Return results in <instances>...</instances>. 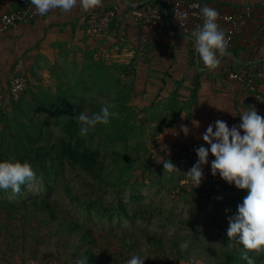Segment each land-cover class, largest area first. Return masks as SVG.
I'll return each instance as SVG.
<instances>
[{
    "label": "trees",
    "instance_id": "trees-1",
    "mask_svg": "<svg viewBox=\"0 0 264 264\" xmlns=\"http://www.w3.org/2000/svg\"><path fill=\"white\" fill-rule=\"evenodd\" d=\"M117 24L118 14L107 30ZM114 33L113 47L126 49L121 34ZM135 62L105 66L93 61L74 76L75 82L59 84L55 92L30 89L28 80L22 98L0 108V159L31 167L36 183L46 189L37 195L27 187L15 203L10 190L0 189V264L17 259L21 264H77L82 259L87 264H126L133 255L144 258V264L190 263L193 255L201 264H246L243 246L227 235L229 224L218 232L201 229V213L214 207L187 187L191 181L184 172L194 164L182 166L180 155L171 160L177 168L165 172L154 151L164 129L185 112L190 118L201 74L187 99L180 92L184 80L166 102L141 108L134 100ZM256 66L236 63L230 69ZM108 104L115 105L111 110L116 113L110 123L81 135L77 114L86 110L91 116ZM58 190L69 204L51 198ZM195 214L199 218L191 220ZM122 218L127 228L108 232L105 222ZM185 241L189 247L182 250ZM248 255L264 264V251Z\"/></svg>",
    "mask_w": 264,
    "mask_h": 264
},
{
    "label": "crops",
    "instance_id": "crops-1",
    "mask_svg": "<svg viewBox=\"0 0 264 264\" xmlns=\"http://www.w3.org/2000/svg\"><path fill=\"white\" fill-rule=\"evenodd\" d=\"M263 2L210 0L213 7L228 13H235L247 5L253 6L256 11V17L224 59L225 64L220 63L214 70L206 69L198 59L194 38H187L170 25L161 34L162 41L157 46H152L144 55L132 54L129 47L137 48L141 21L147 14L146 6L132 0H99L93 9H78L70 17L51 13L40 15L34 22L20 23L7 32H0V89L8 90L18 74L28 78L30 89L42 87L45 79V86L51 85L60 74L68 72L66 68L76 72L79 59H82L83 67H91L93 61L107 66L136 61L134 100L137 106L144 108L155 102H166L177 88V83L184 80L180 92L182 100L187 99L196 76L201 74L198 100L191 109L190 118L188 112L180 115L176 124L164 129L155 143L157 156L164 160L177 159L191 144L208 147L202 134L210 124L223 120L228 125L232 122L238 125L242 122L240 115L252 107L253 101L247 96L249 90L246 86L230 80L224 71L236 63L251 66L264 62V38H255ZM28 6H33L30 0H13L10 4L7 0H0V21L5 13ZM110 10H116L118 14L117 28L93 36L89 31V18ZM114 32L121 34L120 41L124 39L129 47L122 51L115 49L113 43L117 41V34L114 35ZM72 73L71 81L75 82ZM259 88L264 93V84H259ZM260 115L264 117V102ZM194 121L199 122V127ZM182 125L189 127V135L181 131ZM165 147L166 151L163 150ZM213 159L215 157L210 154L209 160ZM203 171L204 177L212 175L210 163L204 166Z\"/></svg>",
    "mask_w": 264,
    "mask_h": 264
},
{
    "label": "clouds",
    "instance_id": "clouds-1",
    "mask_svg": "<svg viewBox=\"0 0 264 264\" xmlns=\"http://www.w3.org/2000/svg\"><path fill=\"white\" fill-rule=\"evenodd\" d=\"M38 15L62 14L72 16L78 9L89 10L96 7L99 0H30ZM203 26L192 33L198 59L206 69L214 70L221 62V57L228 54L225 32L217 23L219 13L210 6L202 9ZM115 105L102 106L100 111L89 116L86 110L77 114L75 119L80 124V134L87 135L96 125H108L116 115ZM241 123L231 128L227 122L216 120L210 124L202 134L203 141L208 147L201 145L196 149L197 162L184 172L192 184L199 187L204 178L203 168L211 167L213 176H219L229 185L246 190L243 202L237 206L236 214L229 216L227 235L230 240H238L244 248L242 258L246 264H256L254 256L248 252L264 251V117L252 106L240 115ZM199 127V122L194 121ZM181 131L187 136L190 129L187 125L181 126ZM243 133V134H242ZM178 135V133H177ZM163 150H167L165 147ZM214 156L215 159L209 160ZM159 156L156 157V159ZM157 162L163 163L165 171L170 172L177 166L171 160L162 157ZM37 177L31 167H22L12 158L0 159V189L10 190V199L13 203L22 196L25 188L36 183ZM189 247L187 241L180 244V248ZM191 264H200L195 255L190 257ZM145 259L133 255L126 264H144ZM77 264H87L82 259Z\"/></svg>",
    "mask_w": 264,
    "mask_h": 264
},
{
    "label": "built area",
    "instance_id": "built-area-1",
    "mask_svg": "<svg viewBox=\"0 0 264 264\" xmlns=\"http://www.w3.org/2000/svg\"><path fill=\"white\" fill-rule=\"evenodd\" d=\"M13 0H7L10 4ZM142 6H146L147 14L141 21L137 48L129 47L132 54L138 50L143 55L151 43H160L161 34L170 25L172 28L186 37H192V33L203 26L204 17L202 9L205 6L213 7L205 0H132ZM155 4V5H153ZM215 8V7H213ZM219 13L217 23L225 32L228 44V54L221 57V62L227 58L229 52L234 47L237 39L244 35L251 20L256 17V11L251 5L243 6L235 13H228L222 9L215 8ZM117 15L116 10H111L99 15H93L89 18V31L93 36L100 35L109 28L111 22ZM40 15L36 14L34 6H28L23 10L10 11L5 13L0 21V32H7L20 23H31L36 21ZM194 38V37H193ZM255 38H264V2L262 11L259 14V22L256 25ZM122 42H125L122 39ZM220 62V63H221ZM255 69L242 68L239 71L225 68V74L232 81L241 82L249 90L247 96L253 101L258 113H261L262 102H264V93L261 92L259 84H264V62L256 64ZM28 87V78L23 74H18L13 78L6 91L0 89V108H3L10 101H18L22 98ZM235 123L228 126L231 128ZM200 144H192L187 147L181 154L179 163L182 166H190L197 162L198 156L196 149ZM225 182L221 177L210 176L203 179L202 184L195 188L196 185L190 183L188 188H195L197 196L207 204H215L221 193ZM181 192V189L175 191V194ZM31 264H39L32 262ZM184 264H191L184 263ZM201 264V263H200Z\"/></svg>",
    "mask_w": 264,
    "mask_h": 264
},
{
    "label": "rangeland",
    "instance_id": "rangeland-1",
    "mask_svg": "<svg viewBox=\"0 0 264 264\" xmlns=\"http://www.w3.org/2000/svg\"><path fill=\"white\" fill-rule=\"evenodd\" d=\"M150 49L151 48H149L148 50H150ZM146 52H147V50L145 51V53ZM78 61L80 63H78V62L76 63L77 64L76 72L72 73L71 72L72 70H70L69 68H66V69H68V72L63 73L62 75L60 74L58 76L59 77L58 80H54V82L51 85L45 86V83H46V79H45L44 83L41 86L42 87L44 86V88H46V90L49 88L51 91L55 92L56 89L58 88L59 84H65L64 82L71 83L72 82L71 81V73L76 77L82 70L87 68V67H85V66L83 67V65H81V64H84V63H82V59H79ZM152 77H154V76H152ZM71 179H73V177H71ZM28 188L33 189L34 194H37V195H39V194L43 195L46 192V189L43 187V185L38 184V183L30 185ZM246 194H247L246 190L238 189L237 187H235V185H229L228 183H226L220 200H218L215 204H212V206L214 208H210L208 210V214L201 213V220L204 219V222H201V224H202L200 226V227H202L201 229L203 231H207V232L214 231V230H216L218 232L221 228L228 225L229 224V219H228L229 216L236 214L237 206L243 202V198L246 196ZM51 198L59 205L64 204V203L69 204L68 200L64 197V195L62 194V191H60V190H58V192H54V194H52ZM187 203H189V204H191V206H193L191 200L187 201ZM192 216L194 218H191V220L192 219L195 220L196 218H199L198 214H195ZM82 221L88 222V220L84 221V219H82ZM105 223H106L108 232L113 231V229L122 230V229L127 228V221L124 218H122L120 220L116 219L112 222V224L108 223V222H105ZM254 252L257 253V251H255V250H254ZM19 261H20V259H17V261L13 262V264H21V263H19ZM2 264H6V263H2ZM29 264H31V262ZM40 264H42V262Z\"/></svg>",
    "mask_w": 264,
    "mask_h": 264
}]
</instances>
